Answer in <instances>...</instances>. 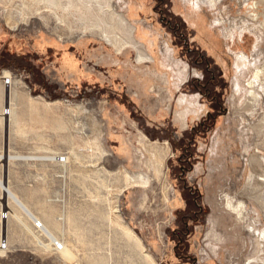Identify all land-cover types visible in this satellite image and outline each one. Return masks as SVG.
I'll return each instance as SVG.
<instances>
[{
	"label": "rangeland",
	"instance_id": "374dc122",
	"mask_svg": "<svg viewBox=\"0 0 264 264\" xmlns=\"http://www.w3.org/2000/svg\"><path fill=\"white\" fill-rule=\"evenodd\" d=\"M5 50L35 69L0 66V264H264V0H0ZM207 61L221 109L190 142ZM7 138L41 144L39 192L10 186ZM182 175L202 209L180 256Z\"/></svg>",
	"mask_w": 264,
	"mask_h": 264
},
{
	"label": "flooded vegetation",
	"instance_id": "af4514ba",
	"mask_svg": "<svg viewBox=\"0 0 264 264\" xmlns=\"http://www.w3.org/2000/svg\"><path fill=\"white\" fill-rule=\"evenodd\" d=\"M196 62L202 63V61L200 62L199 60H197ZM209 64H211V62L207 61L206 71L208 72L207 74H209V76H205L203 82L197 80L195 83V88L202 94L201 97H207L210 100V103L213 107L212 110L208 111L206 119L204 121H201L197 126H194L191 129L190 137L192 138V140L190 138V142L193 141L197 134L206 131L207 128L212 126V123L215 121L216 112H220L219 110L221 109L219 108L221 106L218 102L220 95L217 94V89L215 88L218 85L216 83V76L212 73L210 74ZM185 146L186 148H188V145ZM182 155L186 154L183 152ZM182 160L184 161L186 159ZM182 168L183 172L187 174L188 171L185 169V167L183 166ZM180 179L183 180V190L187 193V197L183 195L181 196L180 201L182 203L180 205V208L177 210L183 227L177 226L173 231V233L178 237V245L176 246V253L178 255H180V245H182L184 240H186V236H189L191 233L189 227L190 222H194L197 219V215L202 209V205L199 202V198L201 196L200 189L196 185L188 184L186 175L185 177L184 175H182ZM193 207H197L199 211L192 210L193 214H190V211Z\"/></svg>",
	"mask_w": 264,
	"mask_h": 264
},
{
	"label": "crops",
	"instance_id": "0c3cea01",
	"mask_svg": "<svg viewBox=\"0 0 264 264\" xmlns=\"http://www.w3.org/2000/svg\"><path fill=\"white\" fill-rule=\"evenodd\" d=\"M11 95H12L11 92H10V97H9V92H8V95H5L0 92V96L4 97L2 99L8 102V105H6V107L9 106V101L11 105ZM25 106H33L36 109L43 110V106L38 103H32V104H28ZM188 120L189 119L186 118L184 125L188 123ZM40 145L41 144H37V145L25 144L23 142H19L16 140L12 141L10 140V138L9 139L7 138L6 157L9 158V162L6 164L5 173L8 177H10V186H16L17 189L20 191L35 190L36 192H39V186H37V188L30 187V182L28 180H29V177L31 176L35 177L36 175L41 174L46 168L43 164V161L48 160V159H45V158L43 159V157L31 155V154H38L37 150ZM14 153H18L19 155H13ZM0 158H3V156H0ZM49 174H51L50 171H49ZM17 177L20 178V183H17V181L15 180ZM14 180L15 182H13ZM35 200L37 201V197L35 198ZM21 203L23 206L27 208V206L22 201Z\"/></svg>",
	"mask_w": 264,
	"mask_h": 264
},
{
	"label": "bare ground",
	"instance_id": "6f19581e",
	"mask_svg": "<svg viewBox=\"0 0 264 264\" xmlns=\"http://www.w3.org/2000/svg\"><path fill=\"white\" fill-rule=\"evenodd\" d=\"M106 2L107 3H109V0H106ZM115 24H117L116 26L118 27H120V25L122 26V27H124V25L125 26H127L128 25V23H129V21H128V19L125 17V16H121V17H118V16H116V18H115V22H114ZM127 28V27H126ZM129 32V31H128ZM135 45H137V44H135ZM138 49H139V51L140 52H142V51H144L143 49H141L139 46H136ZM140 54V53H139ZM141 56V58L143 57L142 55H140ZM139 56V57H140ZM145 57V56H144ZM148 57V56H147ZM139 59V58H138ZM145 59H146V57H145ZM264 74V71L262 70V69H258L257 70V72H256V74H255V79H258V78H260L262 75ZM6 77V76H5ZM254 77V76H253ZM6 80V83L8 84V83H10V79H8V78H6L5 79ZM261 80V79H260ZM255 82V81H254ZM253 82V83H254ZM253 91V90H252ZM255 94V93H254ZM8 109H9V114H10V107H8ZM44 159V158H43ZM51 159H53V160H59V161H66L67 160V157H53V158H51ZM261 179H263V178H261ZM0 183H1V185H2V187H4V184H3V181L2 180H0ZM6 189H8V188H6ZM9 190V189H8ZM10 192V195H12V198H14V200L22 207V209H24V211H26L27 213H28V215L33 219V218H36L34 215H33V213L28 209V208H26L25 206H23L22 205V203H21V201L18 199V197L15 195V194H13V193H11V191H9ZM243 206V205H242ZM239 213H241V212H239ZM4 215V214H3ZM6 215H7V217H8V213H6ZM5 215V216H6ZM38 218V217H37ZM36 218V219H37ZM37 225V224H36ZM45 229L46 230H44V232H46L49 236H50V238H52V243L53 244H55V246L57 247V248H61V249H64L65 248V245L63 244V243H61V241L50 231V229H48V227H46L45 226ZM264 234V233H263ZM4 241H6V240H2L1 241V246H2V244L4 243Z\"/></svg>",
	"mask_w": 264,
	"mask_h": 264
},
{
	"label": "trees",
	"instance_id": "16d2710c",
	"mask_svg": "<svg viewBox=\"0 0 264 264\" xmlns=\"http://www.w3.org/2000/svg\"><path fill=\"white\" fill-rule=\"evenodd\" d=\"M32 58H33V54L31 53L17 54L5 50L2 54H0V66L1 67L14 66L22 70L33 71L35 69V65H33L31 61ZM141 126L144 129L145 133L151 138L155 139L158 137V135L154 131V128L147 127L144 125V123H142Z\"/></svg>",
	"mask_w": 264,
	"mask_h": 264
},
{
	"label": "built area",
	"instance_id": "2783aa9c",
	"mask_svg": "<svg viewBox=\"0 0 264 264\" xmlns=\"http://www.w3.org/2000/svg\"><path fill=\"white\" fill-rule=\"evenodd\" d=\"M2 116H7L9 115V109L8 108H5L3 113H1ZM6 214L2 215L3 218H6L7 215L5 216ZM6 246V241H4V243L2 244V247H5Z\"/></svg>",
	"mask_w": 264,
	"mask_h": 264
}]
</instances>
